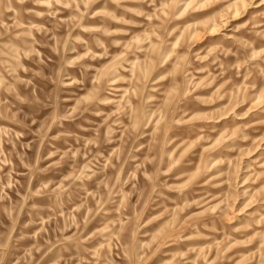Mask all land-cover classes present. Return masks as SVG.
<instances>
[{
    "label": "rangeland",
    "instance_id": "rangeland-1",
    "mask_svg": "<svg viewBox=\"0 0 264 264\" xmlns=\"http://www.w3.org/2000/svg\"><path fill=\"white\" fill-rule=\"evenodd\" d=\"M0 264H264V0H0Z\"/></svg>",
    "mask_w": 264,
    "mask_h": 264
},
{
    "label": "bare ground",
    "instance_id": "bare-ground-1",
    "mask_svg": "<svg viewBox=\"0 0 264 264\" xmlns=\"http://www.w3.org/2000/svg\"><path fill=\"white\" fill-rule=\"evenodd\" d=\"M167 55V54H166ZM167 57V56H166Z\"/></svg>",
    "mask_w": 264,
    "mask_h": 264
}]
</instances>
